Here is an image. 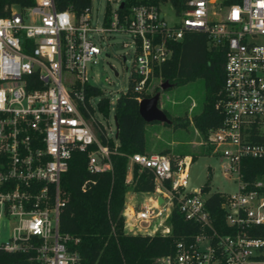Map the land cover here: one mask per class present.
Instances as JSON below:
<instances>
[{
    "label": "built area",
    "instance_id": "built-area-1",
    "mask_svg": "<svg viewBox=\"0 0 264 264\" xmlns=\"http://www.w3.org/2000/svg\"><path fill=\"white\" fill-rule=\"evenodd\" d=\"M161 5L133 4L124 11L119 4L96 18L91 0L79 13L58 9L55 0L6 6L7 14L0 16V264H82L70 248L78 238L60 230V179L73 151L87 152L89 173L110 170V150L95 128L115 138L100 108L103 99H111L89 82L88 68L98 62L112 33L129 35L123 46L131 48L133 60L129 87L121 94L131 90L140 102L159 79L154 70L170 59L172 43L191 31L205 33L210 48L225 51L215 103L222 121L208 130L205 141L223 161V173L237 183L235 191L220 192L233 231L211 227L209 194L202 187L187 190L191 156L148 153L129 156L126 181L133 165L150 170L155 196L138 208L125 204L123 227L169 233L168 217L176 206L186 219L210 229L178 241L153 264H264V237L250 231L264 223L263 183L247 184L240 173L243 158H264V0H185L173 21Z\"/></svg>",
    "mask_w": 264,
    "mask_h": 264
},
{
    "label": "trees",
    "instance_id": "trees-1",
    "mask_svg": "<svg viewBox=\"0 0 264 264\" xmlns=\"http://www.w3.org/2000/svg\"><path fill=\"white\" fill-rule=\"evenodd\" d=\"M240 0H223V3L239 2ZM33 0H0V16L7 14L6 6L11 4L30 5ZM90 0H55L58 9L71 8L79 13ZM124 8L133 4H166L169 3L176 14L185 7V0H123ZM173 53L170 59L154 70V76L172 86L183 85L196 79H202L204 98L201 110L191 120H171L169 113L163 109L172 121L170 125L185 126L189 122L206 138L209 129L221 124L222 115L215 108L221 96L224 78L225 51L222 48H210L207 36L203 32H187L183 39L172 43ZM94 94L98 90L90 88ZM157 92L155 90L154 94ZM150 93L142 97H150ZM140 97L128 90L121 94L114 106V116L118 124L117 137H106L103 128H95L99 141L110 150L111 168L100 173L87 171V152L73 151L68 169L60 179V200L63 204L59 211V226L78 238L70 242V248L76 250L82 264H153L155 257L172 253L180 240L188 241L202 231L208 232L210 227L186 219L176 206H173L168 222L169 233L155 231H125L122 211L128 191L152 193L155 180L152 172L133 165L132 177L126 181L128 159L134 153H148L150 150L146 136L149 124L139 113ZM104 115L109 112V102L103 99L100 104ZM164 125H168L163 123ZM94 146L92 145V149ZM164 150L161 153H165ZM184 155V154H182ZM192 157V161L195 160ZM241 179L247 184L262 181L264 188V158L247 157L241 160ZM210 178V175L209 177ZM208 179L202 189H210ZM168 185V183H165ZM225 196L220 192H212L205 199L209 211L211 227L219 233H231L233 227L225 220L222 204ZM251 234L264 237V223L251 227ZM0 262L2 261L0 257Z\"/></svg>",
    "mask_w": 264,
    "mask_h": 264
},
{
    "label": "rangeland",
    "instance_id": "rangeland-1",
    "mask_svg": "<svg viewBox=\"0 0 264 264\" xmlns=\"http://www.w3.org/2000/svg\"><path fill=\"white\" fill-rule=\"evenodd\" d=\"M122 1L91 0L93 18H96V14L100 17L106 11V8L113 9ZM161 11L168 21L175 19L173 8L169 3L162 4ZM124 42H130L129 35L112 33L102 43L104 50L99 56L98 62L88 68L89 82L100 88L102 93L111 99L107 118L111 132H115V102L121 93L129 87V72L132 67L133 55L131 48L123 46ZM123 55L126 57L125 62H122L120 57ZM151 83L153 88L149 91L150 95H153L157 89V92L160 93L158 106L169 113L171 120H191V117L201 110L204 98L202 79H196L183 85H174L165 90L160 87L163 83L160 78L153 79ZM95 101L97 100L95 99ZM97 116L108 125L106 117H102L100 114ZM146 136L150 147L148 154H164L171 158L184 155L196 157L188 169V191L201 188L208 179H210V189L206 192L207 194L215 191L231 193L236 190L237 183L233 181L232 176L223 173L221 167L223 161L212 153L211 147L206 143L202 133L191 122L185 126L176 127L164 125L160 122L149 124L146 128ZM164 150H167V152L161 153ZM209 175L210 178H208ZM129 192L132 191L127 193ZM132 193V201L127 194V204L137 202V206H141L149 196L146 192ZM6 230L7 227L2 230L3 237H6Z\"/></svg>",
    "mask_w": 264,
    "mask_h": 264
},
{
    "label": "water",
    "instance_id": "water-1",
    "mask_svg": "<svg viewBox=\"0 0 264 264\" xmlns=\"http://www.w3.org/2000/svg\"><path fill=\"white\" fill-rule=\"evenodd\" d=\"M124 6L123 1L120 3V7L122 8ZM116 73V72H115ZM172 85L168 82H164L161 84V89L165 90L166 88L171 87ZM160 93L156 92L150 97H145L142 100H140L138 106H139V113L141 117L144 119L147 123L152 122H160L170 125L172 121L167 117L166 113L159 108L158 106V100H159ZM114 123H115V138L117 137V129L118 124L116 121V117L114 116ZM158 202H162V196H159Z\"/></svg>",
    "mask_w": 264,
    "mask_h": 264
},
{
    "label": "crops",
    "instance_id": "crops-1",
    "mask_svg": "<svg viewBox=\"0 0 264 264\" xmlns=\"http://www.w3.org/2000/svg\"><path fill=\"white\" fill-rule=\"evenodd\" d=\"M216 192V191H215ZM128 195H129V198H130V200L132 201V198H133V193L131 192H129V193H127ZM127 194H126V201H125V204H127ZM149 196H148V198L146 199V201H144V204H151L152 203V200H153V198H154V196H155V194H154V192H152V193H147ZM157 198H159V196L157 197ZM143 205V204H142ZM128 206H133V207H135V208H138V207H140V205L139 206H137V202H132V204H128Z\"/></svg>",
    "mask_w": 264,
    "mask_h": 264
}]
</instances>
